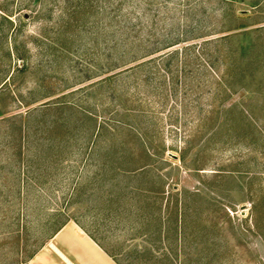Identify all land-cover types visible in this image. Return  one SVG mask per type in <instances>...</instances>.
Instances as JSON below:
<instances>
[{
	"label": "rangeland",
	"instance_id": "1",
	"mask_svg": "<svg viewBox=\"0 0 264 264\" xmlns=\"http://www.w3.org/2000/svg\"><path fill=\"white\" fill-rule=\"evenodd\" d=\"M181 1L165 18L126 3L130 24L101 1L80 32L86 0H0V264H29L68 221L142 243L102 221L116 186L180 220L182 264H264V3ZM164 35L187 40L160 50Z\"/></svg>",
	"mask_w": 264,
	"mask_h": 264
},
{
	"label": "trees",
	"instance_id": "2",
	"mask_svg": "<svg viewBox=\"0 0 264 264\" xmlns=\"http://www.w3.org/2000/svg\"><path fill=\"white\" fill-rule=\"evenodd\" d=\"M87 2H79L76 5V8L72 12L73 16V26L78 31H85L86 22L89 20L88 15L92 10H99L100 7H103L100 4L101 1L105 2L106 15L111 16L114 21L118 23L122 21V18L125 19L127 24H130L132 21L128 18H125V13L120 12V8L124 7L126 3H129L128 6L145 4V9H156L155 15L157 17L165 18L166 13L169 15L170 0H86ZM222 3L231 2L234 3L237 0H220ZM203 3V2H201ZM264 0H251V6L260 11ZM176 7L184 6L186 9H182L185 12H191L194 6L189 2V0L178 2L177 4L173 3ZM127 5V4H126ZM90 8L91 10H85ZM167 10H163V9ZM133 9V8H132ZM97 10L98 14L99 11ZM207 9H204L203 14L198 20V26L202 21L207 17ZM132 11V10H131ZM167 11V12H166ZM181 11V10H180ZM145 12V14L147 13ZM131 13V12H130ZM149 13V12H148ZM246 11H240V13H235L234 16L238 19L244 17ZM174 16H177L174 15ZM180 18H177V20ZM135 25V23H132ZM132 25V27H133ZM117 26V25H116ZM246 25L239 22L236 25L231 27H226L224 30L229 31L231 34L241 33L246 28ZM113 30L112 35H117L121 30ZM124 34V33H123ZM123 34L121 37L113 42L112 49H116L118 46H126L128 43L126 41L131 38L129 34ZM179 36L177 38L173 35H164L165 43L161 45V49H167L175 45L180 44L187 39L180 40ZM112 49H109V52H112ZM132 49L128 50V54H133L134 59L129 62L138 60L136 53ZM145 52V51H144ZM150 50L146 51L143 57L151 54ZM124 54V53H123ZM166 56H173L179 54L178 49H169L164 53ZM131 68V67H130ZM110 79L106 77L105 80ZM68 103V102H65ZM112 166H117L115 163H108ZM146 164L139 166L137 169L133 170L134 174L145 173ZM138 170V171H136ZM146 191V190H145ZM148 191V190H147ZM152 192V191H151ZM149 192H144L143 189L133 186H121L110 188L106 194V198L103 202L101 211H103L102 221L106 226L112 229V231H121L123 234H127L130 238H135L141 236L143 242L140 244H133L128 247H123L118 243L112 244L109 242L110 235L99 233L98 230H93L89 228L82 222L77 223L102 247L104 248L119 264H182L180 257V242H181V224L180 220H175V225H172V222L164 217V208L163 203L158 201V198L154 200L151 199ZM139 198V199H138ZM144 200V201H143ZM60 228V227H59ZM58 228V229H59ZM57 229V230H58ZM56 230V231H57ZM55 231V232H56Z\"/></svg>",
	"mask_w": 264,
	"mask_h": 264
},
{
	"label": "crops",
	"instance_id": "3",
	"mask_svg": "<svg viewBox=\"0 0 264 264\" xmlns=\"http://www.w3.org/2000/svg\"><path fill=\"white\" fill-rule=\"evenodd\" d=\"M51 244L55 245L53 247ZM29 264H119L77 222L68 221Z\"/></svg>",
	"mask_w": 264,
	"mask_h": 264
},
{
	"label": "bare ground",
	"instance_id": "4",
	"mask_svg": "<svg viewBox=\"0 0 264 264\" xmlns=\"http://www.w3.org/2000/svg\"><path fill=\"white\" fill-rule=\"evenodd\" d=\"M53 247H55V245L51 244Z\"/></svg>",
	"mask_w": 264,
	"mask_h": 264
}]
</instances>
